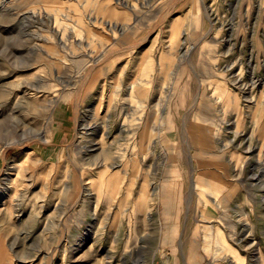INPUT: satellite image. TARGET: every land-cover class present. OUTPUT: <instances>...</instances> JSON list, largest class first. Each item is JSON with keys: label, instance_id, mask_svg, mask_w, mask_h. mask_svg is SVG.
<instances>
[{"label": "rangeland", "instance_id": "obj_1", "mask_svg": "<svg viewBox=\"0 0 264 264\" xmlns=\"http://www.w3.org/2000/svg\"><path fill=\"white\" fill-rule=\"evenodd\" d=\"M183 244L264 264V0H0V264Z\"/></svg>", "mask_w": 264, "mask_h": 264}, {"label": "bare ground", "instance_id": "obj_2", "mask_svg": "<svg viewBox=\"0 0 264 264\" xmlns=\"http://www.w3.org/2000/svg\"><path fill=\"white\" fill-rule=\"evenodd\" d=\"M209 32V31H208ZM207 32V33H208ZM141 87L143 88L144 86H142L141 85ZM141 87H140V90H141ZM133 88H134V86H133ZM175 89V88H174ZM143 90V89H142ZM144 90H145V88H144ZM139 91V90H138ZM199 91V90H198ZM146 93H147V91H146ZM146 93H145V95H146ZM137 94H138V92H137ZM143 93L141 92V97L142 96H144V95H142ZM139 95V94H138ZM198 95V94H197ZM131 97V96H130ZM151 98V97H150ZM197 98V97H196ZM133 99H135V98H133ZM167 100V99H166ZM158 102V101H157ZM195 102V101H194ZM167 102H165V104H166ZM169 103V102H168ZM195 103H197V102H195ZM169 105V104H168ZM193 106V105H192ZM198 106V105H197ZM93 109V108H92ZM95 109V108H94ZM99 109V107H98V105L96 106V109H95V111L94 112H96L97 114H98V110ZM156 109V108H155ZM162 109V108H161ZM165 109V108H164ZM157 110V109H156ZM160 116H161V114H160ZM163 116V115H162ZM154 119V118H153ZM160 120V119H159ZM84 126V125H83ZM89 126V125H88ZM160 126V125H159ZM87 128V127H86ZM156 130V129H155ZM158 132H159V130H158ZM47 139H50L51 140V138H46V140ZM122 157V156H121ZM135 159V158H134ZM192 160V159H191ZM192 165V164H191ZM193 166V165H192ZM16 167L17 166H11L9 169L13 172V170H16ZM126 175V174H125ZM129 175V174H128ZM10 176V175H9ZM191 177H192V183H191V187H192V189L191 190H195L196 189V187H197V180L195 179V177H194V174H192L191 175ZM115 179H116V176H112L109 180H108V182H107V184H110V185H113L114 183L113 182H115ZM10 181H11V184H12V178L11 179H9ZM123 181V180H122ZM9 184H10V182H9ZM13 184H14V182H13ZM14 186V185H13ZM10 187V186H9ZM11 187H12V185H11ZM13 188V187H12ZM10 189V188H9ZM112 189V188H111ZM145 189H146V187H145ZM159 185L158 184H156L155 186H154V189H153V195H158V192H159ZM14 190V189H13ZM154 198V197H153ZM178 207V206H177ZM177 212H178V208H177ZM176 212V213H177ZM177 215V214H176ZM146 226V225H145ZM151 229V228H150ZM177 228L174 226V230H176ZM157 230H155V232H156ZM171 233H172V231H170ZM170 232H168V234H167V237H166V242H168V237H169V235H170ZM149 234H151V233H149ZM153 234H154V231H153ZM217 236H219V237H221V238H219L220 240H222V241H218L217 242V249H216V251L213 253V258L215 259V258H217V256H219L220 255V253H225L226 251H230L231 250V248L227 245V243L224 241V239H222V236H221V234L219 233H217ZM150 238V237H149ZM156 241V240H155ZM158 241V240H157ZM181 241V240H180ZM192 242V241H191ZM194 242V241H193ZM185 244V243H184ZM182 245V260H183V263L184 264H197L196 263V261H195V259H194V257H193V255H194V253L193 252H189V251H187V249L185 248V245ZM187 244V243H186ZM181 246V245H180ZM154 249V248H153ZM196 251V250H195ZM180 260V259H179ZM199 263H200V261H199Z\"/></svg>", "mask_w": 264, "mask_h": 264}, {"label": "crops", "instance_id": "obj_3", "mask_svg": "<svg viewBox=\"0 0 264 264\" xmlns=\"http://www.w3.org/2000/svg\"><path fill=\"white\" fill-rule=\"evenodd\" d=\"M194 253V252H193ZM196 253H194V256H195Z\"/></svg>", "mask_w": 264, "mask_h": 264}]
</instances>
